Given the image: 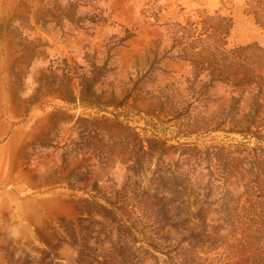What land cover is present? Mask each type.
<instances>
[{"label":"rangeland","instance_id":"1","mask_svg":"<svg viewBox=\"0 0 264 264\" xmlns=\"http://www.w3.org/2000/svg\"><path fill=\"white\" fill-rule=\"evenodd\" d=\"M0 264H264V0H0Z\"/></svg>","mask_w":264,"mask_h":264},{"label":"trees","instance_id":"2","mask_svg":"<svg viewBox=\"0 0 264 264\" xmlns=\"http://www.w3.org/2000/svg\"><path fill=\"white\" fill-rule=\"evenodd\" d=\"M95 1V0H93ZM57 18V17H56ZM88 21L90 22V24L94 25V26H100V25H103L106 21H105V18L100 14L98 13H93L92 16L88 19ZM183 32L185 31V29L183 28L182 29ZM194 31H196L195 29H193ZM189 33L188 35H190V30H188ZM127 38L131 37L132 35H129V33H127ZM183 34V33H182ZM204 34V33H203ZM203 34H199L198 37L202 36ZM195 35V32L191 31V37H194ZM224 53V52H223Z\"/></svg>","mask_w":264,"mask_h":264}]
</instances>
